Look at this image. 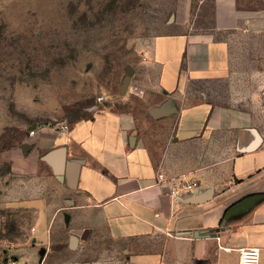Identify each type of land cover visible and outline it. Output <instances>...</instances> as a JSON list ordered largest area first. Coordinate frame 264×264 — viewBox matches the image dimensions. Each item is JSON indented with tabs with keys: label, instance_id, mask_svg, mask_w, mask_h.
Masks as SVG:
<instances>
[{
	"label": "crops",
	"instance_id": "crops-1",
	"mask_svg": "<svg viewBox=\"0 0 264 264\" xmlns=\"http://www.w3.org/2000/svg\"><path fill=\"white\" fill-rule=\"evenodd\" d=\"M200 10L150 40L124 95L33 136L30 195L67 202L82 264H240L248 247L264 264V7ZM181 179L199 188L172 196Z\"/></svg>",
	"mask_w": 264,
	"mask_h": 264
},
{
	"label": "rangeland",
	"instance_id": "rangeland-1",
	"mask_svg": "<svg viewBox=\"0 0 264 264\" xmlns=\"http://www.w3.org/2000/svg\"><path fill=\"white\" fill-rule=\"evenodd\" d=\"M199 2L0 0V264H82L70 245L67 202L30 195L39 179L23 167L38 159L28 156L29 132L91 117L120 94L128 65L144 66L151 39L204 15ZM240 2L264 7V0Z\"/></svg>",
	"mask_w": 264,
	"mask_h": 264
},
{
	"label": "built area",
	"instance_id": "built-area-1",
	"mask_svg": "<svg viewBox=\"0 0 264 264\" xmlns=\"http://www.w3.org/2000/svg\"><path fill=\"white\" fill-rule=\"evenodd\" d=\"M98 101H102L104 99L103 96H99ZM58 136H66L70 131V124L66 121H61L58 123L56 128ZM38 132L36 127H33L29 135L31 137L35 136ZM158 177L161 181L166 179V176L163 172L158 174ZM199 188V183L196 180H184L181 179L177 183H174L170 187V194L172 196H179L181 193H189L194 191L195 189ZM240 257L239 263L240 264H261V250L257 247H248L240 249Z\"/></svg>",
	"mask_w": 264,
	"mask_h": 264
},
{
	"label": "water",
	"instance_id": "water-1",
	"mask_svg": "<svg viewBox=\"0 0 264 264\" xmlns=\"http://www.w3.org/2000/svg\"><path fill=\"white\" fill-rule=\"evenodd\" d=\"M125 72H126V75L124 76L123 81H122V83L120 85V93L123 94V95L126 93L128 87H129V84L131 82V78H132V76H133V74L135 72V69L133 68V66L128 65L125 68ZM46 251H47L46 248H42L40 250V254H41L42 258L44 257Z\"/></svg>",
	"mask_w": 264,
	"mask_h": 264
}]
</instances>
